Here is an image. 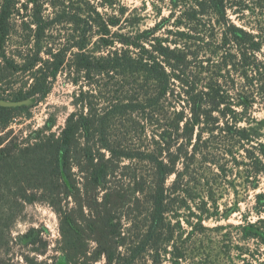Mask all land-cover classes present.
Segmentation results:
<instances>
[{
  "label": "trees",
  "instance_id": "1",
  "mask_svg": "<svg viewBox=\"0 0 264 264\" xmlns=\"http://www.w3.org/2000/svg\"><path fill=\"white\" fill-rule=\"evenodd\" d=\"M3 1L0 80L21 66L34 77L12 99L46 98L60 74L80 90L59 130L53 116L22 139L9 127L19 113L30 118V106L0 105V264H19L5 253L24 205L36 201L59 217L60 264H137L155 253L160 264L171 200L183 186L229 167L264 175V118L254 115L264 108V25L245 20L264 11V0H171L170 17L146 29L128 28L104 2L30 0L24 29L34 52L22 65L4 54L17 0ZM176 12L178 29H170ZM256 198L260 215L264 192ZM238 228L264 240L261 216ZM40 232L22 238L35 244Z\"/></svg>",
  "mask_w": 264,
  "mask_h": 264
},
{
  "label": "rangeland",
  "instance_id": "2",
  "mask_svg": "<svg viewBox=\"0 0 264 264\" xmlns=\"http://www.w3.org/2000/svg\"><path fill=\"white\" fill-rule=\"evenodd\" d=\"M96 1L106 3L107 8L100 9L110 16H116L131 29L152 28L163 18L170 17L172 11L171 0ZM3 2L0 0V12ZM35 6L30 0L16 1L10 19L12 29L4 43V54L15 58L21 65L25 62L23 58L34 52V35L24 29V22L32 20ZM42 11L46 17L49 13L47 5ZM257 12L260 14L251 15L247 12L245 20L253 23L262 21L264 25V15H261L264 11L261 9ZM177 13L167 23L170 29H178L174 26ZM231 17L236 23L244 24V20L235 14ZM1 54L0 50V60ZM40 56L45 57L43 50ZM40 66L37 65L34 70ZM21 68L14 75L0 80V93L6 97L4 99L13 100L10 95L14 91L24 88L27 81V87L34 82L32 70L25 71L23 66ZM82 85L85 89L89 87L84 83ZM79 90L80 86L74 84L69 76L60 74L46 98H28L32 101L27 105L30 106L31 117H26L23 112L17 114L9 130H14V135L22 139L30 130L43 126L53 116L56 119L54 128L59 130L67 116L76 110L74 100ZM254 115L264 118L262 105L256 106ZM227 170L221 174L216 169V174H210L205 179L198 178L196 183L183 186V191L173 195L167 220V223H171L164 235L168 238V244L162 247L160 264H264V240L246 238L238 228L245 219L255 221L260 216L264 218V212L258 215L255 209L256 194L264 192V175L245 178L238 174L237 168L229 167ZM31 228L41 231L39 241L35 244L31 243L30 238H22ZM12 237L11 252L4 253L15 263L26 264L25 258L34 256L49 263L60 264L64 261L63 253L58 250L61 238L59 217L46 203H26L12 228ZM44 240L48 243L46 247L43 245ZM36 249H46V253L38 254ZM154 258H157L156 253L154 257L146 254L137 264H158V259L154 263ZM104 262L105 258L94 264Z\"/></svg>",
  "mask_w": 264,
  "mask_h": 264
},
{
  "label": "water",
  "instance_id": "3",
  "mask_svg": "<svg viewBox=\"0 0 264 264\" xmlns=\"http://www.w3.org/2000/svg\"><path fill=\"white\" fill-rule=\"evenodd\" d=\"M31 99H24V100H7L4 98H0V105L2 106H22V105H29L31 103Z\"/></svg>",
  "mask_w": 264,
  "mask_h": 264
}]
</instances>
